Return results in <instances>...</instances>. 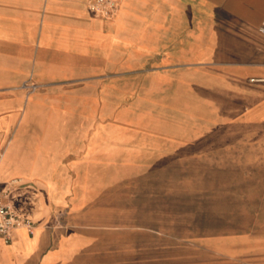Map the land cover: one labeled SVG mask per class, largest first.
Returning <instances> with one entry per match:
<instances>
[{
	"label": "crops",
	"instance_id": "0c3cea01",
	"mask_svg": "<svg viewBox=\"0 0 264 264\" xmlns=\"http://www.w3.org/2000/svg\"><path fill=\"white\" fill-rule=\"evenodd\" d=\"M263 23L264 0H119L109 19L94 16L88 0H0V119L16 126L0 133L10 138L0 185L14 183L12 204L35 222L33 234L19 229L0 243V264L81 263L85 233L65 230L62 216L82 191L104 200L96 191L108 189L117 159L139 156L126 110L140 109L141 95L150 107L246 128V171L250 159L261 175L251 189L264 191ZM225 139L214 133L212 157L226 151ZM164 141L177 152L195 140Z\"/></svg>",
	"mask_w": 264,
	"mask_h": 264
},
{
	"label": "rangeland",
	"instance_id": "374dc122",
	"mask_svg": "<svg viewBox=\"0 0 264 264\" xmlns=\"http://www.w3.org/2000/svg\"><path fill=\"white\" fill-rule=\"evenodd\" d=\"M144 98L140 109L126 110L133 114L139 156L126 150L117 159V172L106 184L103 179L108 189L96 191L104 200L82 191L62 216L65 230L85 233L80 264H264V191L251 189L261 175L251 173L256 168L250 159L246 171V128L214 126L212 119H194L190 110L159 102L150 107ZM14 128L0 119L1 135L11 136ZM214 133L228 144L216 157ZM187 134L195 141L184 151L164 141ZM251 194H260L253 200L257 206L250 204ZM41 205L46 209L44 199ZM98 208L106 214L89 213ZM244 211L249 218L236 220Z\"/></svg>",
	"mask_w": 264,
	"mask_h": 264
},
{
	"label": "built area",
	"instance_id": "2783aa9c",
	"mask_svg": "<svg viewBox=\"0 0 264 264\" xmlns=\"http://www.w3.org/2000/svg\"><path fill=\"white\" fill-rule=\"evenodd\" d=\"M88 7L92 14L99 18L109 19L115 15L119 8V0H88ZM264 33V23L260 28ZM37 85L29 86V94L37 90ZM10 138L1 141L0 138V159L6 152ZM12 188L9 185H0V243H10L16 230L25 229L30 234L34 233L35 222L33 219L18 211L11 202Z\"/></svg>",
	"mask_w": 264,
	"mask_h": 264
},
{
	"label": "bare ground",
	"instance_id": "6f19581e",
	"mask_svg": "<svg viewBox=\"0 0 264 264\" xmlns=\"http://www.w3.org/2000/svg\"><path fill=\"white\" fill-rule=\"evenodd\" d=\"M3 156H4V154H3ZM3 156H2V158H3ZM2 158H1V159H2Z\"/></svg>",
	"mask_w": 264,
	"mask_h": 264
}]
</instances>
